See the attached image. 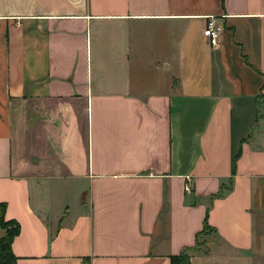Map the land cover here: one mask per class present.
<instances>
[{
    "label": "crops",
    "instance_id": "1",
    "mask_svg": "<svg viewBox=\"0 0 264 264\" xmlns=\"http://www.w3.org/2000/svg\"><path fill=\"white\" fill-rule=\"evenodd\" d=\"M0 205L16 264H172L206 217L226 249L190 264H243L227 251L254 249L264 210V0H0Z\"/></svg>",
    "mask_w": 264,
    "mask_h": 264
},
{
    "label": "trees",
    "instance_id": "2",
    "mask_svg": "<svg viewBox=\"0 0 264 264\" xmlns=\"http://www.w3.org/2000/svg\"><path fill=\"white\" fill-rule=\"evenodd\" d=\"M225 188H222L218 196L225 194ZM2 212L5 210L4 206L0 205ZM1 227L5 234L0 238V264H16L17 258L13 254L12 244L15 238L20 234V225L17 222H5L4 219L1 221ZM207 231H213L208 224L207 217L204 222L203 230L197 235V245L199 246L200 238L206 234ZM214 232V231H213ZM196 248L186 249L181 255L172 258V264H190L191 255Z\"/></svg>",
    "mask_w": 264,
    "mask_h": 264
},
{
    "label": "rangeland",
    "instance_id": "3",
    "mask_svg": "<svg viewBox=\"0 0 264 264\" xmlns=\"http://www.w3.org/2000/svg\"><path fill=\"white\" fill-rule=\"evenodd\" d=\"M257 225L258 231L256 236V245L252 251L240 254L227 251L228 254H233V258H238L243 261V264H264V210L262 209H260ZM210 247L226 249L213 231H207L206 234L200 238L197 252H202L206 255L210 254Z\"/></svg>",
    "mask_w": 264,
    "mask_h": 264
},
{
    "label": "built area",
    "instance_id": "4",
    "mask_svg": "<svg viewBox=\"0 0 264 264\" xmlns=\"http://www.w3.org/2000/svg\"><path fill=\"white\" fill-rule=\"evenodd\" d=\"M224 28L217 23L215 18H209L206 27L203 32V36L207 42V44L211 48H218L220 46V39L222 36ZM186 190L190 191V186L186 187Z\"/></svg>",
    "mask_w": 264,
    "mask_h": 264
}]
</instances>
